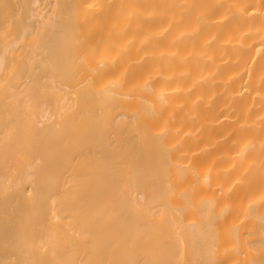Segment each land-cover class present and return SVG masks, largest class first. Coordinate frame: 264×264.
Returning a JSON list of instances; mask_svg holds the SVG:
<instances>
[{
	"label": "bare ground",
	"instance_id": "1",
	"mask_svg": "<svg viewBox=\"0 0 264 264\" xmlns=\"http://www.w3.org/2000/svg\"><path fill=\"white\" fill-rule=\"evenodd\" d=\"M0 264H264V0H0Z\"/></svg>",
	"mask_w": 264,
	"mask_h": 264
}]
</instances>
